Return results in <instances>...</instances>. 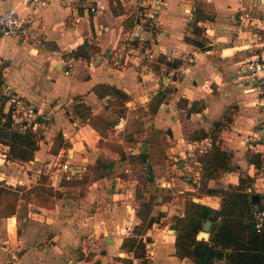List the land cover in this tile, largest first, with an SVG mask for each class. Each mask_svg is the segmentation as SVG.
Returning <instances> with one entry per match:
<instances>
[{
  "label": "crops",
  "instance_id": "0c3cea01",
  "mask_svg": "<svg viewBox=\"0 0 264 264\" xmlns=\"http://www.w3.org/2000/svg\"><path fill=\"white\" fill-rule=\"evenodd\" d=\"M104 2L105 8L92 14L77 3L66 6L60 0L42 6L27 0H0V13L14 7L32 16L30 39L19 41L0 34V83L35 105L39 113L35 129L45 134L38 140L34 157L19 161L26 165L22 173L5 168L18 160H10L4 152L6 164L0 165L6 171L0 170V180L8 175L19 178V183H30L51 164L58 166L52 173L64 170L65 162L71 168L69 174L80 178L86 166L97 160L112 162L108 173L88 184L84 195L69 200L70 205L65 203L61 185L54 187L61 194L52 196L50 207L18 199L15 213L0 217V264H122L121 257L128 255L120 247L122 239L139 222L135 214L137 179L129 156L140 154L141 143L152 128L163 132L167 146L166 157L151 161L150 173L157 176L158 192L169 196L163 201L158 196V203L151 207L158 219L142 235L145 245L153 244L154 264H193L191 258L175 254L177 229L168 224L174 222L173 216L183 215L189 196L219 207L218 194L198 190L202 165L197 155L201 152L193 150V142H211L214 123L228 110H232L231 119L218 131L217 141L232 152L231 161L237 167L208 179L207 185L225 188L230 182L237 183L239 174H246L253 177L246 190L254 198L264 196V145L250 140L259 127L252 125L254 120L264 122V106L260 105L264 95L245 91L249 82L241 72L244 59L264 57V45L256 46L255 26L238 18L244 10L253 9V16L264 21V0H163L150 5L148 11L155 17L150 26L137 24L136 14L119 0ZM198 6L206 16L196 22L199 32L193 24ZM135 30L137 37L132 35ZM149 51L155 55L148 57ZM119 55L126 57L115 63ZM158 93L162 99L152 109ZM193 101L199 109L191 110ZM81 103L89 107L83 117L73 110ZM232 104L236 108L228 109ZM89 114L111 120L105 133L90 125ZM196 130L207 135L192 138ZM58 132L64 145L51 150ZM128 137L136 142L131 144ZM232 140L235 146L229 143ZM64 151L63 161H56ZM247 155L254 161H248ZM179 160L185 175L177 165ZM165 181L172 187L177 184L176 191L164 188ZM196 237L197 242L207 243L208 238Z\"/></svg>",
  "mask_w": 264,
  "mask_h": 264
},
{
  "label": "trees",
  "instance_id": "16d2710c",
  "mask_svg": "<svg viewBox=\"0 0 264 264\" xmlns=\"http://www.w3.org/2000/svg\"><path fill=\"white\" fill-rule=\"evenodd\" d=\"M206 17L201 7L196 8L195 17L193 18L194 29L199 32L196 22ZM82 47V46H80ZM78 49V48H77ZM76 49V50H77ZM63 59H65L63 57ZM160 61L164 58H158ZM157 66V63H152ZM116 90L121 96L124 94L121 90ZM162 94L158 93L153 99L152 109H156L159 105ZM6 95L0 93V142L8 146L7 157L12 160L27 161L34 157V152L39 147L36 130L32 127L18 128L13 123L10 114L3 112V102ZM236 108L235 104L228 107ZM199 106L193 101L191 110H197ZM74 112L83 117L89 110L84 103L73 107ZM232 110H228L223 119L214 123L211 131V145L205 151L197 155L201 161V171L198 180V190L207 193L219 195V207L211 206L199 201H194L190 196L186 198L184 213L180 216H173L177 225V234L174 239L175 254L180 257H189L193 264H215L216 259L222 261L218 264H264V227L260 230L248 220L249 210L252 206L257 205L264 208V196L257 194L253 197L252 191L246 190L251 186L253 177L250 175L238 176L237 183H229L225 188H216L207 185L210 178L220 176L226 170H233L237 166L232 164V152L221 147L220 141H217L218 131L231 119ZM89 123L99 133H105L106 127L111 120L100 114H89ZM207 133L203 130H196L192 133V138H203ZM131 144L136 141L130 137ZM146 142V153L151 165V161L166 157L165 149L167 146L166 139L160 129L152 128ZM127 144V143H126ZM64 145L63 138L58 132L52 141L51 150H57ZM66 145V144H65ZM128 145V144H127ZM130 163L132 170L137 179L135 198L138 201L135 214L139 218V222L135 223L131 230L122 239L120 247L128 254L121 257L122 264H133L129 256L132 255L139 260L140 264H145V243L142 235L146 233L147 228L156 221L157 216L151 214V207L158 203V196H162L160 201L169 196L158 192V187L154 182V175H147L145 167L139 157V153L130 154ZM248 161H254V158L247 155ZM256 160V159H255ZM112 166V162L96 161L92 165L86 166L83 175L80 177V183H91L95 179L105 176ZM42 179H45L44 177ZM191 182V180H189ZM32 187V191L38 198L42 193H47L51 198L61 194L59 189L54 188L51 184L45 182H37ZM22 195L21 189L7 185L0 180V217L11 216L15 213L17 201ZM210 218L211 225L209 228V236L207 239L208 247L215 251V255L209 259H200L193 250L197 243V234L201 230L203 222ZM148 240V237H146ZM81 257V256H79Z\"/></svg>",
  "mask_w": 264,
  "mask_h": 264
},
{
  "label": "built area",
  "instance_id": "2783aa9c",
  "mask_svg": "<svg viewBox=\"0 0 264 264\" xmlns=\"http://www.w3.org/2000/svg\"><path fill=\"white\" fill-rule=\"evenodd\" d=\"M28 4H32L35 6L45 5L49 0H27ZM121 4L128 8L131 12L135 13V22L141 25H153L155 22V17L153 14L149 13L148 9L151 4H161L163 0H119ZM60 2L66 6H70L72 4L77 3L79 6L87 9L92 14H96L101 12L106 4L104 0H60ZM148 8V9H146ZM238 18L245 22L247 25L255 26L254 32L257 37L256 46L264 45V34H261L260 31H264V21L253 16V9L244 10V12L240 13ZM255 22H259L258 24H254ZM31 24H32V16L29 14L22 13L14 7H9L3 12L0 13V34L6 37L14 38L19 41L30 39L31 36ZM260 33V34H259ZM132 35L137 37L139 36L138 30L132 32ZM155 54L152 51L147 53L148 57H153ZM126 55L120 56L116 58L115 63H119L121 58H125ZM65 61V60H64ZM70 62L65 66L64 71L66 73L69 72ZM241 72L248 79V86L245 91H255L257 94L264 95V57L261 60L256 56H251L243 60L241 64ZM0 93L2 95H6V99L4 101L5 111L8 112L13 120V123L18 126V128H25L27 126L33 127V129L37 128L38 121V109L34 104L27 101L25 98L20 96L19 94L13 92L10 89L8 84L0 83ZM261 107L264 106V103L260 104ZM253 126L259 125V127L254 128L252 132V137L250 140L256 141L257 143H261L264 145V122L261 120L255 119ZM211 145L209 140L204 142L194 141L193 142V150H197L198 152H202L206 150L207 147ZM193 153L190 152L189 155ZM0 157L2 160L5 158V153H1ZM62 168L66 171H69L71 168L68 163H63ZM264 171V168H263ZM190 172H195L190 169ZM166 182L163 183L165 185ZM169 185L170 183L167 182ZM248 220L254 226L255 229L260 230L264 227V208L259 206H252L249 210ZM145 256L147 264H154V247L152 243H146L145 245ZM130 256L133 259L134 264H138L140 260L132 255L130 252ZM222 260H216L215 264L220 263Z\"/></svg>",
  "mask_w": 264,
  "mask_h": 264
},
{
  "label": "rangeland",
  "instance_id": "374dc122",
  "mask_svg": "<svg viewBox=\"0 0 264 264\" xmlns=\"http://www.w3.org/2000/svg\"><path fill=\"white\" fill-rule=\"evenodd\" d=\"M146 9H148V8H146ZM148 10H150V9H148ZM227 131H229L228 127H227ZM40 134L36 130L35 137L37 138V140L40 138V136H44L45 135L44 133L42 135H40ZM232 141H234V142L229 141V143H232V145L235 146V143H236L235 140H232ZM40 143H41V140H40ZM4 148H6V149H4ZM7 150H8V146H5V144L0 142V155H1V153H4V152L6 153ZM237 152L238 153L235 155L236 160L239 159V155H240V151H237ZM249 153H250V151H249ZM65 155H66V151H64L62 153V155L59 157V159H57L56 161H63V158H65ZM15 161H17V160H15ZM0 162L1 163L4 162V160H2L1 157H0ZM3 164H6V162H4ZM0 166H2V165H0ZM25 167H26V165L21 166V163L19 161H17V163H13L11 165H6L5 168L6 169H10V170H14L15 172H18V173H22V171H24L26 169ZM56 167H58V166L54 165V164H51L49 169L48 168L46 169V167L43 168V169H45L44 172L37 173L35 175V177H34V180L32 182L30 181V183H28V182L19 183V178L11 179L8 175H6V174H8L7 172L5 173L6 177L3 179V181H4L5 184L11 185L12 187H18L19 186V188L22 191V195H21L22 197H20V198H23L25 201H31L32 203H35L37 205H43V206H46V207H50L52 205V198L47 193H42L41 197L38 198L36 196V194L34 193V191L31 190L32 187H30V186H33L35 184L38 185L40 183H37V182H40V181L41 182H45V184H51L53 187H55V186L57 187V186L61 185L64 188L65 193H66L65 197L67 198V201H65V203H66V205H70L69 204V200L74 201V200H76V199L78 200V198L82 197L84 195L85 187L88 184H90V183H84V184L82 182L80 183V181H79L80 178L79 177H75L74 175H71V173L69 174V171H65V170H62V169H57L53 173L50 172V170H53ZM5 168H4V166H2V167H0V170L5 172L6 171ZM28 172L30 174L33 171L28 170ZM156 172H158L157 169H156ZM9 174H11V173L9 172ZM157 174H159V172ZM77 175L80 176V174H77ZM0 176H3V175L0 173ZM43 177L45 179H42ZM154 180H156L158 182L157 176H154ZM181 181H183V180L181 179ZM169 183H170L169 185L168 184L163 185L164 188H166L167 190H173L175 192L176 189H173V188H176L177 184L175 185L176 187H172L173 185L171 184V182H169ZM181 185L182 186H187L183 182H182ZM178 186L180 187L179 184H178ZM190 192L194 193V195L196 194L195 191H190ZM137 206H138V201H137ZM10 226H13L11 222H10ZM3 244L6 245L7 243H3ZM0 252H3L1 247H0ZM138 264H140V263H138Z\"/></svg>",
  "mask_w": 264,
  "mask_h": 264
},
{
  "label": "water",
  "instance_id": "95a60500",
  "mask_svg": "<svg viewBox=\"0 0 264 264\" xmlns=\"http://www.w3.org/2000/svg\"><path fill=\"white\" fill-rule=\"evenodd\" d=\"M139 157L141 159V161L143 162L145 168H146V172L147 175H150V166L148 164V160H147V153H146V142H142L141 143V148H140V154ZM177 165L180 167V172L181 174L185 175V170L183 167V161L179 160ZM194 201H197L198 199L196 197L193 198ZM211 225V219L208 218L206 219L203 224H202V229L201 231L198 233V239L203 238V239H207L209 236V228ZM168 228L172 229L175 231L176 229V223L172 222L168 224ZM174 234L176 235V233L174 232ZM111 238H109V242H111L112 240H110ZM193 250L195 251V253L197 254V256L200 259H209L210 257L214 256L215 251L211 248H208L207 243L204 241H198L194 247Z\"/></svg>",
  "mask_w": 264,
  "mask_h": 264
}]
</instances>
